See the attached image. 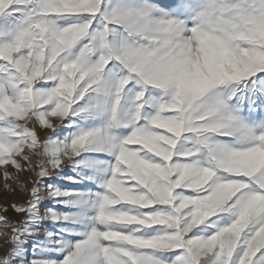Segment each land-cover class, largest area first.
Segmentation results:
<instances>
[{"label":"snow or ice","instance_id":"6c2138e0","mask_svg":"<svg viewBox=\"0 0 264 264\" xmlns=\"http://www.w3.org/2000/svg\"><path fill=\"white\" fill-rule=\"evenodd\" d=\"M0 171V264H264V0H0Z\"/></svg>","mask_w":264,"mask_h":264},{"label":"rangeland","instance_id":"374dc122","mask_svg":"<svg viewBox=\"0 0 264 264\" xmlns=\"http://www.w3.org/2000/svg\"><path fill=\"white\" fill-rule=\"evenodd\" d=\"M48 134H44L46 136ZM67 171V169H66ZM9 172L12 173L13 176H15L16 180L24 185L25 188L31 189L32 182L35 180V174L34 173H16L13 169L9 168ZM10 186L12 191H9L8 188L5 187V185ZM27 201V197L24 194L23 191L20 190L17 183H13L12 180L5 181L2 171H0V209H3L7 207V212L0 211V215L5 216L9 221L12 222H19L22 217L18 216L12 209V204H25ZM48 206L50 205V202H46ZM0 231H7L10 235V229H3L0 227ZM4 243V238L0 237V245ZM29 254L31 253V244L28 245ZM2 254V253H0ZM51 258L55 259L57 257L52 256Z\"/></svg>","mask_w":264,"mask_h":264},{"label":"bare ground","instance_id":"6f19581e","mask_svg":"<svg viewBox=\"0 0 264 264\" xmlns=\"http://www.w3.org/2000/svg\"><path fill=\"white\" fill-rule=\"evenodd\" d=\"M49 133H50V130H48V132H44L43 135H44V134H49Z\"/></svg>","mask_w":264,"mask_h":264}]
</instances>
